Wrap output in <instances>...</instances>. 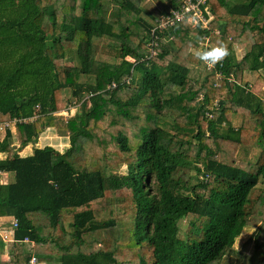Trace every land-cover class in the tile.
Masks as SVG:
<instances>
[{"label":"trees","instance_id":"trees-1","mask_svg":"<svg viewBox=\"0 0 264 264\" xmlns=\"http://www.w3.org/2000/svg\"><path fill=\"white\" fill-rule=\"evenodd\" d=\"M163 1L0 0V122L33 118L0 131L7 264H220L247 228L264 264V0H212L206 28L161 27L181 7ZM47 130L70 147L19 155Z\"/></svg>","mask_w":264,"mask_h":264},{"label":"rangeland","instance_id":"rangeland-1","mask_svg":"<svg viewBox=\"0 0 264 264\" xmlns=\"http://www.w3.org/2000/svg\"><path fill=\"white\" fill-rule=\"evenodd\" d=\"M150 1V0H149ZM163 0H151V2L153 3L152 5L154 7L157 6L158 9H162L164 7ZM147 20H149L150 22H152V19L148 18L146 15L144 16ZM261 18V17H260ZM259 20V19H258ZM242 39H236L233 43L234 47H235V52H236V56L238 58L243 57L244 55V48L245 46H243L244 44L242 43ZM202 43V42H201ZM205 43V42H204ZM204 43H202V45H199V48L194 49L193 52L197 53L198 51H201L200 49L205 48ZM108 60L107 57H104ZM194 72L196 73V75L200 74V75H204L205 74V69L203 66H199V67H194ZM202 77V76H201ZM244 80H242V84H250V85H254L255 81L258 78V75L256 74H252V73H246L243 76ZM69 95V94H68ZM75 108L71 111L70 109H67L59 114L64 115V116H72L73 114L77 113L78 109H81V103H77L74 102L71 104V107ZM88 106H90V103H88ZM232 119V123H233V127L235 128H239L241 126L242 120H243V116L240 114H232L231 117ZM226 126H223L222 129H226ZM49 132V131H48ZM52 132V131H51ZM58 132V134H61L62 136L60 137H67L66 133L61 132V131H55V134ZM53 133V132H52ZM54 135V133H53ZM64 135V136H63ZM64 140V139H63ZM39 142V140H38ZM62 139L58 138V143H61ZM59 148L63 147V145L58 146ZM261 151L258 150L257 148H253V147H247V146H243L238 150L237 153V159L240 162H250V163H256L258 161V158L260 156ZM127 168L125 166H121L120 168V173H126ZM256 233H257V228H247L245 229V231L242 233V235L237 239L236 244L234 246V250L233 252H229L228 255L223 258V260L220 262V264H261V256L258 252V249L256 247ZM5 233L4 231H1L0 229V242L2 244H4V248L6 249V247L8 248V250H6V253H8L9 251H11L12 245L8 243V241H4L2 239V236ZM8 235V234H7ZM10 242V241H9ZM2 244H0L2 246ZM28 245V249H30L29 247L32 244H26ZM2 253V252H1ZM235 253H241L243 254L244 258H240L238 259V256ZM10 254V253H9ZM11 257V254H10ZM12 258V257H11ZM12 260V259H11ZM1 264H6V262L1 261ZM31 264V263H30Z\"/></svg>","mask_w":264,"mask_h":264},{"label":"built area","instance_id":"built-area-1","mask_svg":"<svg viewBox=\"0 0 264 264\" xmlns=\"http://www.w3.org/2000/svg\"><path fill=\"white\" fill-rule=\"evenodd\" d=\"M181 2V7L178 8L176 11L172 12L171 16L168 17L165 21L162 22L161 27H173L176 23H180L185 19L194 21L195 23L201 25L203 28H206L208 24L212 21V15L209 11V4L212 0H179ZM207 43V42H206ZM154 54V52H153ZM113 87L116 86L115 83L112 85ZM219 109V103L216 102L215 106L211 109V112H208L207 115L212 119L215 117L213 114L214 110ZM31 119H24V118H15L10 121L0 122V131L2 130H12L15 131L17 124L26 123ZM17 220H15V225ZM4 241H10V237L7 234L2 236ZM20 242V241H18ZM21 244H33L28 238L24 239L20 242ZM31 264H37L38 261L36 257H32Z\"/></svg>","mask_w":264,"mask_h":264},{"label":"crops","instance_id":"crops-1","mask_svg":"<svg viewBox=\"0 0 264 264\" xmlns=\"http://www.w3.org/2000/svg\"><path fill=\"white\" fill-rule=\"evenodd\" d=\"M51 131L52 130H47L44 134H42V136L39 138V142H37L36 144H34V145L30 144L27 147L22 148L20 151H18L19 155L21 157H27V156L32 155L33 150L35 148H44L46 146H52L55 149L59 150L60 152H64L65 150H67L70 147V142H69L68 137H65V138L60 137L62 135L58 134V132L55 134V130L52 131L54 133V135H53V133ZM58 138L62 139L61 143H58ZM15 143H17V142L15 141ZM17 145H18V143H17ZM61 145H63V147L59 148L58 146H61ZM5 157H6V154L0 153V159H3ZM12 179H13V177L11 175L6 174V173H0V182L8 183V182L12 181ZM7 221H8V219H6V218L0 219V229H1V225ZM6 250H8L7 247L5 250H2V247L0 245L1 261L6 262V264H7L11 261L12 258L10 257L9 252L6 253Z\"/></svg>","mask_w":264,"mask_h":264},{"label":"clouds","instance_id":"clouds-1","mask_svg":"<svg viewBox=\"0 0 264 264\" xmlns=\"http://www.w3.org/2000/svg\"><path fill=\"white\" fill-rule=\"evenodd\" d=\"M225 55L227 52L222 46L211 47L196 53V56L206 64H215L222 60Z\"/></svg>","mask_w":264,"mask_h":264}]
</instances>
